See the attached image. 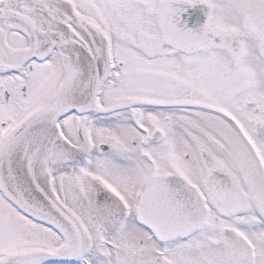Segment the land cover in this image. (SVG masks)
<instances>
[{"label": "snow or ice", "instance_id": "obj_1", "mask_svg": "<svg viewBox=\"0 0 264 264\" xmlns=\"http://www.w3.org/2000/svg\"><path fill=\"white\" fill-rule=\"evenodd\" d=\"M0 264H264V0H0Z\"/></svg>", "mask_w": 264, "mask_h": 264}]
</instances>
